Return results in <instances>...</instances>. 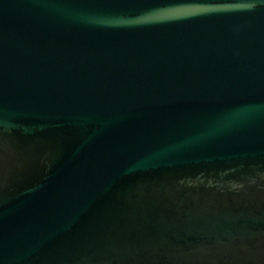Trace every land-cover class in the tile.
<instances>
[{
    "label": "water",
    "instance_id": "95a60500",
    "mask_svg": "<svg viewBox=\"0 0 264 264\" xmlns=\"http://www.w3.org/2000/svg\"><path fill=\"white\" fill-rule=\"evenodd\" d=\"M0 264H264V0H0Z\"/></svg>",
    "mask_w": 264,
    "mask_h": 264
}]
</instances>
